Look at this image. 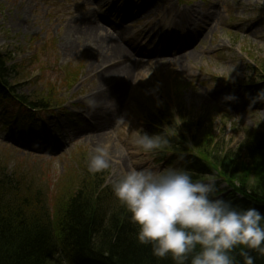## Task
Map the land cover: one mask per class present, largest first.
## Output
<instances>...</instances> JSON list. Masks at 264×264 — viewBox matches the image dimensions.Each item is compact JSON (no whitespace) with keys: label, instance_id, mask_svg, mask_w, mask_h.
<instances>
[{"label":"rangeland","instance_id":"1","mask_svg":"<svg viewBox=\"0 0 264 264\" xmlns=\"http://www.w3.org/2000/svg\"><path fill=\"white\" fill-rule=\"evenodd\" d=\"M88 23L92 39H119L139 65L124 82L98 75L111 50L76 40ZM7 55L9 84L53 107L25 120L0 105V170L22 178L51 214L89 171L98 144L111 157L105 188L125 170L178 167L154 164L134 144L155 130L143 122L153 105H167L186 138L184 123L208 119L227 150L264 130V0H0V56ZM114 87L116 99L95 98ZM111 193H103L106 208L117 200Z\"/></svg>","mask_w":264,"mask_h":264},{"label":"trees","instance_id":"2","mask_svg":"<svg viewBox=\"0 0 264 264\" xmlns=\"http://www.w3.org/2000/svg\"><path fill=\"white\" fill-rule=\"evenodd\" d=\"M8 58L0 56V105L23 116L47 110L46 99L17 94L14 83L9 84L12 70ZM152 108L154 105L143 112V119L149 128H155L153 135L165 133L169 140L156 153L158 159L184 154L181 168L194 180L217 179V187L225 186L218 196L224 194L222 197L235 205L264 213V130L247 133L234 151L227 150L203 117L183 124L189 147L184 133L174 126L169 107ZM104 179L103 172L85 170L63 200H54L51 214L50 205L32 193L22 178L0 170V264H175L171 257H154L151 246L138 243V229L118 200L112 199L106 208L105 200L110 198L102 196L111 187H103ZM249 254L254 264H264V256L251 250ZM233 255L238 264H244L239 249Z\"/></svg>","mask_w":264,"mask_h":264},{"label":"clouds","instance_id":"3","mask_svg":"<svg viewBox=\"0 0 264 264\" xmlns=\"http://www.w3.org/2000/svg\"><path fill=\"white\" fill-rule=\"evenodd\" d=\"M168 143L165 133H143L134 140L153 155ZM92 151L89 171L109 169L108 146L98 144ZM111 187L138 229V243L151 246L156 258L171 257L175 264H238L233 253L239 249L244 264H254L249 250L264 256V213L218 196L213 179L194 180L177 167H145L121 172Z\"/></svg>","mask_w":264,"mask_h":264},{"label":"bare ground","instance_id":"4","mask_svg":"<svg viewBox=\"0 0 264 264\" xmlns=\"http://www.w3.org/2000/svg\"><path fill=\"white\" fill-rule=\"evenodd\" d=\"M188 22V21H187ZM86 23V22H85ZM85 28L84 30H82L80 33H75V36H78L76 38V40H81L83 37L88 39L90 38L91 40H93L94 45L98 46L99 48H103L104 51L106 50V52H111V56L104 57L106 58L103 62L100 63V67L99 68H103L102 71L99 70L98 71V75L101 77L100 79L102 80V82H106V81H111L113 83H121L124 82V80L128 77L131 76L134 72V68L139 67V65L137 66L132 59L130 58V56L127 54V52L121 48L120 46V42L119 39L115 40V39H109V38H99V39H92L94 37H97L93 34V29L91 28V25L85 24ZM139 55V54H138ZM102 56H106L104 53ZM140 63V62H139ZM179 64V63H177ZM106 66V67H105ZM177 67L180 69V65H177ZM116 88L114 87V89H112L114 91V93H107V89H102L100 94H98L97 96L95 95V98L97 99V97H99L101 95V99L103 100L105 99H109L113 98L116 99V95H112L117 93V91L115 90ZM112 91V92H113ZM104 97H103V95ZM119 99V98H118ZM100 109L97 111V113L99 112H103V106H101L100 102L97 104V108ZM100 113V114H101ZM97 115V114H96ZM100 136L97 138V140L99 138H102L105 136V134L100 133ZM105 140V139H104Z\"/></svg>","mask_w":264,"mask_h":264}]
</instances>
